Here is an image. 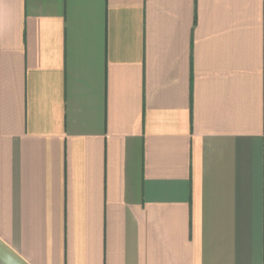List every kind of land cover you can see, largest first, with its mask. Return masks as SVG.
Segmentation results:
<instances>
[{
  "label": "crops",
  "instance_id": "crops-1",
  "mask_svg": "<svg viewBox=\"0 0 264 264\" xmlns=\"http://www.w3.org/2000/svg\"><path fill=\"white\" fill-rule=\"evenodd\" d=\"M0 239L264 264V0H0Z\"/></svg>",
  "mask_w": 264,
  "mask_h": 264
},
{
  "label": "water",
  "instance_id": "water-1",
  "mask_svg": "<svg viewBox=\"0 0 264 264\" xmlns=\"http://www.w3.org/2000/svg\"><path fill=\"white\" fill-rule=\"evenodd\" d=\"M0 264H29L10 246L0 239Z\"/></svg>",
  "mask_w": 264,
  "mask_h": 264
}]
</instances>
